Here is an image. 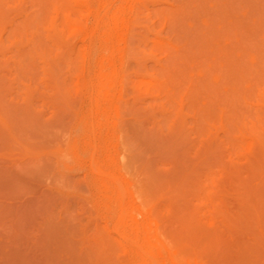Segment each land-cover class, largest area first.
<instances>
[{"label": "rangeland", "instance_id": "obj_1", "mask_svg": "<svg viewBox=\"0 0 264 264\" xmlns=\"http://www.w3.org/2000/svg\"><path fill=\"white\" fill-rule=\"evenodd\" d=\"M55 2L0 0V264H127L104 238L119 209L106 216L100 165L154 208L164 245L264 264V158L243 133L264 124V0L134 1L106 126L68 34L47 31ZM99 136L105 153L74 156Z\"/></svg>", "mask_w": 264, "mask_h": 264}, {"label": "bare ground", "instance_id": "obj_2", "mask_svg": "<svg viewBox=\"0 0 264 264\" xmlns=\"http://www.w3.org/2000/svg\"><path fill=\"white\" fill-rule=\"evenodd\" d=\"M134 1L139 0H120V3L113 7L110 5L111 0H56L54 15L47 22V31L56 41L68 34L66 40L58 44L65 45L74 58L77 57L80 61L79 73L76 76L78 91L94 101L100 126L107 125V108L123 94L124 76L121 66L124 62V51L121 49V43L125 38L129 16L134 11ZM149 8L148 5L145 6V9ZM89 16L92 20L88 24ZM28 23L27 21L26 24L29 25ZM185 123L186 121L182 120V124ZM243 133L259 143L264 158V124L252 123ZM105 142L102 136L98 139L88 137L82 141L74 140L70 149L77 157L82 151L88 153L91 162L100 151L105 153L102 144ZM103 168L100 165L98 170L105 174L102 188L106 193V216L114 207L119 209L112 229L116 237L105 235L104 238L113 240L125 255L126 263L198 264L196 258L180 253L173 245H164L154 208L147 206L139 196L128 189L124 194L116 170L112 167L106 170H102ZM259 227L264 237L263 222L259 221ZM197 230L191 229L192 232L196 231L195 235L201 234V231ZM202 234L208 236L205 232Z\"/></svg>", "mask_w": 264, "mask_h": 264}]
</instances>
